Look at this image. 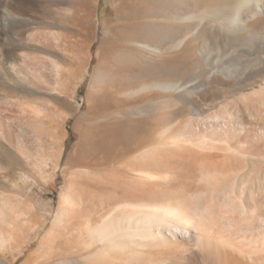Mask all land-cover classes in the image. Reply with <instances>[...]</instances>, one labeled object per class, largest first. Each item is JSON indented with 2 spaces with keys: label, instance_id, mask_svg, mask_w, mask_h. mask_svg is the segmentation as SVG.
I'll use <instances>...</instances> for the list:
<instances>
[{
  "label": "rangeland",
  "instance_id": "obj_1",
  "mask_svg": "<svg viewBox=\"0 0 264 264\" xmlns=\"http://www.w3.org/2000/svg\"><path fill=\"white\" fill-rule=\"evenodd\" d=\"M13 1L0 0V32L3 34L0 58L5 57L6 61L16 65V71L20 68L18 72L22 70L25 75L20 73L17 81L18 72H12L14 83L13 79L6 78L4 71L7 68L0 67V264H203L201 259L184 252L186 242L171 240L172 245L166 247L151 244L153 247L146 246L139 252L119 245L108 248L109 243L101 240L110 228L113 230L121 222L119 219L135 214L131 209H125L126 201L150 196L141 192L145 186L143 181L147 180L144 171L161 174L156 185L187 188L194 212L200 211L203 194L202 201L207 198L208 194L204 193L207 189H199L205 186V177L200 171L201 157L193 154L194 146L189 139L195 131V126H191L194 116L191 104L180 99L174 91L151 89L131 95L145 85L166 81V77L158 76L154 69L147 67L149 63L155 69L162 63L180 65L182 72L185 71L183 75L171 78L178 83H188L191 75L204 73V66L200 64L191 69L193 63L201 60L197 39L187 40L182 48H166L161 57L151 55L138 47L140 38L133 36L132 25L164 21L156 7H149L141 0H76L61 12L62 24L68 26L56 29L61 34L59 43H47L40 35L45 32L47 23L59 21L49 0H39L42 5L39 3L38 11L35 10L40 15L27 7H16L19 0ZM148 14L153 16L144 17ZM13 15L18 16L15 17L17 25ZM26 15L30 20L41 22L31 23L37 37L35 44L46 51L41 54L46 57L49 50L58 53L61 79H56L55 66L48 54L46 59L38 56L39 53H36L38 59H27L25 66L30 64L27 69L24 62L16 61V54L10 52L24 29L34 31L31 26L26 27L18 21ZM100 23L99 35L95 25ZM253 24L264 28V16ZM117 26L124 29L119 32ZM36 30L42 33L39 35ZM39 59L45 63L38 62ZM42 63L50 68L43 67ZM220 78L211 83L208 75L203 81L208 89L215 90L225 82L224 75ZM251 81L233 85L230 94L215 98V104L231 98L234 93L238 96L241 90L246 92L245 95L241 93L243 96L240 94V98H244V102L239 99L240 103L253 101L255 93L264 94V64L256 71V80ZM210 96V91L205 96L194 95V101L205 107ZM40 108L44 110L41 113ZM137 109L145 110L138 114ZM54 113L60 116L58 124ZM52 124L59 125L56 132L52 130ZM210 149L201 151L209 152ZM151 150L159 154L161 165L148 167L144 164L145 153ZM142 154H145L143 158ZM137 157L141 161H137ZM215 159L229 160L223 156ZM166 174H169L168 180ZM117 182L119 186H116ZM133 189L137 190L136 194H128ZM196 194L200 196L196 197ZM110 213L115 215L108 218Z\"/></svg>",
  "mask_w": 264,
  "mask_h": 264
},
{
  "label": "bare ground",
  "instance_id": "obj_2",
  "mask_svg": "<svg viewBox=\"0 0 264 264\" xmlns=\"http://www.w3.org/2000/svg\"><path fill=\"white\" fill-rule=\"evenodd\" d=\"M40 2L39 0H19L15 6L19 8L27 7L29 10L32 9L34 11L36 9L38 11L37 7ZM73 2H76V0H49V4L56 10V15H54L57 16L59 21H57V23L52 21L47 23L45 26L47 30H44L45 27H43L41 30L45 32L42 33V31H40L42 33L41 35L40 32L36 30L39 32L40 36L47 40V43L51 41L55 44L57 42L59 43L61 40V34L57 33L59 31H56V29L64 27L67 24L63 26L62 23H64V19L62 22L60 16L65 12L67 6ZM141 2L143 4L146 2L149 7H156L161 11V13L158 14L159 17L164 19V21H143L138 25H132L135 30L133 36H138L140 38L137 45L144 52L161 57V54H163L166 48H182L186 42L196 39L199 42V58L201 60L193 63L191 69H195L196 65L200 64L204 66V73L191 75V77L187 79L188 83H182V81L178 83L172 81L171 78L180 74L183 75L185 71L183 70L182 72L180 65L176 63L170 65L162 63L161 66L155 69L150 63L148 66L145 64L147 67L154 69V72H156L158 76H164L167 79L165 82L156 81L150 85H145L143 88L131 92V95L151 89L164 90L166 92L174 91L178 93L180 99H186V103L191 104L192 113L194 115L193 117L191 116V121L193 123L191 126H195V131L191 129L194 133L191 130L190 132L195 135H190L189 139L194 146L193 154H195V156L200 155L201 157V161L199 160V163H201L200 171L203 174L202 176L205 177H202L204 178L203 183L205 186H201L199 189L206 188L207 192L204 193L208 195H206L207 198L202 201L205 198V194L202 193L204 195V198L202 197L203 199L200 201V204L203 202V204H201L202 207L198 204L200 211L194 212L192 209L195 208L190 204L192 200L189 201L187 197L189 193L187 188L184 186L169 188L164 184L162 186L156 185V182L161 179V174L149 170L144 171L145 180L147 179L148 181H143L145 186L144 189H141V192L150 194V196L146 198L140 197V200H138V197L131 198L132 200L126 201L123 205L125 209H131L135 214H131V216L126 219L118 218L121 222L116 225L113 230L110 228L108 233L106 235L104 234V237L100 235L101 240L109 243L107 244L109 246L108 248L119 245L121 247H130L134 251H139V249H143L146 246L148 247L151 244L166 247L170 245L171 242L169 241L171 240L174 243L186 242V251H184L186 247L185 243H182V246L185 244V247L183 248L181 246L184 249L181 250L187 252L188 256L195 257L199 260L201 259L204 262L203 264H264V94L258 95L255 93L253 101L240 103L239 99L240 101L243 99L244 102V98L240 97L243 93L245 95L246 92L244 91L242 93L241 89L243 88L244 90L245 86L241 85L244 86L240 88L241 95L239 92L238 96L234 93V96L231 98H225L223 101L221 100L222 103L215 104L214 102L216 97L218 98V96L222 97L230 94L233 90V85L236 86V84L238 85L243 82H252L251 80H256V71L264 64V28L253 26V21L255 22L257 18L264 16V0H141ZM74 13L77 12H73V14ZM51 16H53V14ZM117 16L118 18L120 17L118 11ZM152 16V14H148L144 17L148 18ZM15 17L18 16L16 15ZM15 17L14 20L16 24ZM27 17H20L18 21L26 25V27L31 26V23H41L35 22L37 19L33 21L34 19L30 20V17ZM39 17L41 18V16ZM47 18L46 15L45 19ZM10 19L12 21L13 18L10 17ZM31 28L32 30L34 29L33 25ZM95 28H97L98 34L100 35L102 23L98 24V26L95 25ZM121 29H124V27H116V30L119 32ZM3 30L6 31V29ZM23 31L22 33L20 32L22 37L19 41H16L15 48L11 49V45L9 47L11 49L10 52L15 53L17 56H15V60L19 62L23 61L25 66V61L27 59L36 60V58H39L38 56L46 51L40 48V45L39 47L35 44V39H37L34 33L35 29L32 32H30V29H24ZM15 32H17V30ZM5 33L7 35V32ZM2 35V32H0V38ZM42 37L41 39H43ZM39 38L38 40H40ZM53 51L49 50L47 54L50 58V62L55 66V68H53L54 66L51 64L55 71L56 79L58 78L59 80V78L61 79L62 68L57 59L58 53L56 54ZM36 53H39V55L37 56ZM40 59L37 61H43L45 63L44 60L40 61ZM33 63L35 64L36 62H32V64ZM12 64L13 63H10L8 60L6 61L5 57L0 58V67L7 68L6 71H3L5 72L6 78L10 80L13 79L12 72H16L15 74H17L18 70H20V68H18L16 71V65ZM13 66H15V68ZM44 66L46 67L47 64L43 65V67ZM21 71L20 73H22ZM20 73L18 72L16 75L17 77L15 76L17 81ZM23 75H25V73H22V76ZM208 75L211 83L214 79H221L220 76L222 75H224L225 79L223 81L225 82L215 90H210L211 88L208 89V85L203 81ZM22 76L20 75V77ZM13 80L15 83V79ZM41 80L43 79L41 78ZM26 81L28 82L29 79H26ZM233 82L234 84H232ZM209 91L211 92V96L206 100L205 107L199 106L198 103L194 101V95L200 94L205 96ZM139 110L140 109H137L136 112L142 114L145 109ZM38 111L41 113L44 110L40 108ZM137 113L136 115H138ZM54 117L57 119L58 124L60 122V116L55 114ZM58 126L55 127L52 124V130L56 132ZM21 148L22 147H20V149ZM23 148L21 150L25 149ZM207 148H211L212 152L210 151L211 149L209 152L201 151ZM151 151H147L145 153L146 155L144 154V159H146L144 164L148 167H150L151 164L154 166V164L157 165V163H160L159 154L155 151ZM144 155H141L142 158ZM217 156L220 158L223 156L225 159L227 158L229 160L220 162L215 159ZM139 157H137V161H141ZM134 163H136V161H134ZM136 164H138V162ZM143 166L144 165H142V167ZM147 166L143 168H147ZM166 175L165 178L168 180L169 174ZM202 178H200L201 182L203 180ZM118 183L119 182H117V184ZM116 186H119V184ZM132 187L129 188L132 189ZM135 191L137 190L133 189L128 194H136ZM203 191H205V189ZM141 192L139 191V196ZM200 195L196 194L195 196L199 197ZM117 199L118 198H115V200ZM124 199L126 200V197ZM117 208L118 206H116L115 209ZM199 208L197 210H199ZM112 215L115 214L110 213L108 218L113 217ZM125 223L127 226H124ZM103 233L101 232L100 234ZM176 251L179 250L176 249ZM156 262L157 261H155V263ZM163 262L165 263L166 261Z\"/></svg>",
  "mask_w": 264,
  "mask_h": 264
}]
</instances>
